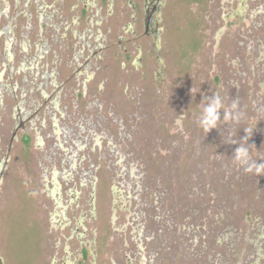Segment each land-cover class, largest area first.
Returning <instances> with one entry per match:
<instances>
[{"label":"rangeland","instance_id":"obj_1","mask_svg":"<svg viewBox=\"0 0 264 264\" xmlns=\"http://www.w3.org/2000/svg\"><path fill=\"white\" fill-rule=\"evenodd\" d=\"M132 1L95 0L94 10L81 13L77 5L73 15L76 0L59 7L62 17L55 21L63 49L46 67L55 79L72 75L82 46L73 44L79 39L73 29L80 33L90 19L103 53L94 59V75L86 74L87 94L70 81L52 113L40 105L39 90L31 94L38 99L30 106L33 111L38 105V136L32 131L12 147L0 181L7 189V197L0 196V236L8 262L264 264V175L247 173L232 160L239 146L232 142L247 128L253 138L245 146L264 163V112L252 107L259 78L249 71L244 39H260L264 46V0H164L148 28L139 7L144 1ZM240 3L246 21L224 22L226 8ZM77 14L79 22L71 23ZM239 64L248 67L247 75L237 74ZM215 93L225 106L239 98L247 118L230 129L221 111L217 127L206 133L199 121ZM68 173L76 189L69 179L54 200L65 204V189L77 192L66 214L85 212L80 241V230L64 240L74 226L61 232L55 214L44 210L54 202L48 193ZM81 243H88L85 253L76 251Z\"/></svg>","mask_w":264,"mask_h":264},{"label":"flooded vegetation","instance_id":"obj_2","mask_svg":"<svg viewBox=\"0 0 264 264\" xmlns=\"http://www.w3.org/2000/svg\"><path fill=\"white\" fill-rule=\"evenodd\" d=\"M122 1H126L130 6L134 5L132 0ZM143 1L144 4L139 7L145 10V24L146 28H148L149 23L153 22V16L160 14L164 0ZM110 2L112 4V0ZM96 4L95 0H76V3L71 5L69 13L75 14L77 5L82 6L80 10L82 13L89 8L94 10V7L97 6ZM60 5H65L63 0H50V2L49 0H0V181L7 161L10 158L12 147L21 141L28 140L32 131H34L36 137L38 136V128L34 119L36 118L38 105L33 111L30 110V106L34 102H38V99L32 97V92L39 90L43 101L40 105H43L48 113H52V111H49L50 107H57L61 97L66 92L65 88L74 79L75 87L77 88L76 92L79 90L78 85H81V93L87 94L85 81H88L89 77L87 78L86 74L90 71V76L94 75L96 72L94 70L97 69L96 63L94 65V59L96 60L103 53V39L98 34H93L95 21L90 19L80 33L73 29V33L79 35V39L74 41L73 44L77 46V43L82 42V46L80 50L75 51V56L73 57L75 65L72 75L61 81L55 79L54 74L48 71L46 67L48 65L47 60H50L52 56L51 60L57 61L59 52L63 49V44H59V41H61L60 27L58 22L56 23L55 21L60 20L62 17L59 11ZM99 10L100 8L97 7L96 11ZM133 10L135 11V7H133ZM95 13H93L92 18L96 15ZM78 18L79 14L71 19V23H78ZM65 22L66 20L61 21L64 27L67 28L70 23L68 21ZM62 34L64 36L65 33L63 32ZM121 43L123 42L120 39L118 44ZM122 49L124 52L127 51L125 47H122ZM80 57L83 58L81 63L78 62ZM81 68H83L82 73L85 74L86 79L79 80V76L83 75ZM47 86H50L49 91H47ZM43 121L44 119L40 120V123L43 124ZM85 175L86 173L83 174V180H80L81 186L84 185L83 181L86 180ZM73 177V173H68L63 185L57 186L55 191L47 192L49 197L52 200L56 199L55 194L57 196V194L59 195L62 192L63 186L69 184V179L74 182L73 187L76 189L77 185ZM74 189L72 193L65 189L64 193L68 197L65 204L54 200L53 203L44 206L45 212L50 216L55 214V216L53 215V223L55 224L56 222L57 227L58 222L60 223L61 232L66 225L74 226L72 231H69V234L64 235V240L68 242L74 238L77 230L79 231L80 227L85 224L84 211H79L81 215L76 218L74 216L69 218L66 214L67 208L78 199L77 192ZM6 194V187L5 192L0 187L2 200ZM59 197L61 198L60 195ZM89 210L94 215L92 206ZM59 213L60 216H56ZM63 219L65 222H63ZM80 231V234L77 235L79 241L81 240L80 237L85 235V231ZM3 241L4 239H1L0 236V264H7L9 257L8 247L3 245ZM88 243L79 244L76 251L85 253V250L89 248ZM54 248L56 249V247ZM8 264L10 263L8 262Z\"/></svg>","mask_w":264,"mask_h":264},{"label":"clouds","instance_id":"obj_3","mask_svg":"<svg viewBox=\"0 0 264 264\" xmlns=\"http://www.w3.org/2000/svg\"><path fill=\"white\" fill-rule=\"evenodd\" d=\"M221 111H223V120L225 122L231 121L232 123L239 124L247 118L246 112L241 108L239 98L232 99L231 104L225 106L221 95L215 93L212 97L208 98L199 121L200 126L206 133L217 127L218 122L221 120ZM244 131L247 133L245 137L241 138L238 142H232L233 144H239L232 156L233 163L243 168L247 173H252L256 176L264 175V163H257V159H252L249 147L245 146L248 144V138L252 134V131L247 128Z\"/></svg>","mask_w":264,"mask_h":264},{"label":"trees","instance_id":"obj_4","mask_svg":"<svg viewBox=\"0 0 264 264\" xmlns=\"http://www.w3.org/2000/svg\"><path fill=\"white\" fill-rule=\"evenodd\" d=\"M241 4L242 3L238 4V6H236V8H232L230 6L226 8V13H223L224 22L231 21L232 19H236L238 23L246 21V19L244 18V16H245L244 6ZM263 7H264V5H263ZM253 12H254V10H253ZM263 12H264V10H263ZM233 24H236V23H233ZM236 25H238V24H236ZM225 30H226V26L223 24V26L221 27V32L225 31ZM250 31H251L250 29L247 30V32H250ZM218 33H220V29H219ZM242 36H244V34H242ZM218 39H219V36L216 35V40L214 39L216 43L218 42ZM244 39H247V40H245V41H247V43H246V46H247L246 47V54L251 56V61L249 62V60H247L248 64L250 65L249 71L253 70L254 75L259 78V83H258L259 86L256 89V90H258L256 92L258 100L257 101L253 100L252 107H257L256 111L259 110L262 112V110H263V112H264V83H262V81H261L262 75L264 74V68H263L264 67V46L262 45L263 43L260 42L261 41L260 39L256 40L257 44H259V45H256V41L249 40L248 37H244ZM210 51L212 53H215V52H217V49L216 48L211 49ZM242 67L243 66L241 64H239L237 74L240 73V74H242V76H245L248 74V67L245 70H243ZM230 83H233V81H231ZM237 87H238V85L236 84L235 88H237ZM249 100H250V98H249ZM261 116H263V113L261 114ZM229 123H230L229 128L232 129L234 127V123H232L231 121H229ZM257 130L260 131L261 129L258 127ZM252 136H254V134ZM238 138H241V137H237V139ZM252 138L253 137H250L248 139L252 140Z\"/></svg>","mask_w":264,"mask_h":264}]
</instances>
